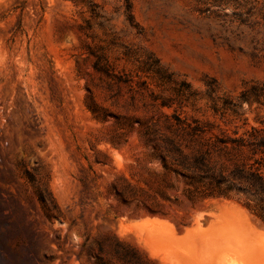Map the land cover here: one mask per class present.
I'll list each match as a JSON object with an SVG mask.
<instances>
[{
	"label": "rangeland",
	"instance_id": "1",
	"mask_svg": "<svg viewBox=\"0 0 264 264\" xmlns=\"http://www.w3.org/2000/svg\"><path fill=\"white\" fill-rule=\"evenodd\" d=\"M254 84L264 0H0V264H264L242 201L163 162L177 120L208 130L187 153L263 136L264 95L237 105Z\"/></svg>",
	"mask_w": 264,
	"mask_h": 264
},
{
	"label": "trees",
	"instance_id": "2",
	"mask_svg": "<svg viewBox=\"0 0 264 264\" xmlns=\"http://www.w3.org/2000/svg\"><path fill=\"white\" fill-rule=\"evenodd\" d=\"M126 7L129 9L128 3ZM94 69L106 76L110 75L99 58H97V63L94 64ZM157 73H160V71L157 70ZM161 79L169 81L170 78L169 75H164V77L161 76ZM117 81L122 82L123 80L117 78ZM263 95V87L254 84L249 90L240 94L237 105L242 102L249 104L253 101L259 102ZM153 99L156 100V98ZM159 106L170 107V104H166L164 100H161ZM213 110L217 111L215 107H213ZM192 123L193 125L177 120L175 125H168L172 135L179 138L176 139L173 136L162 138L165 153L163 162L168 159L171 164L186 172L189 178V186L195 189L205 188L207 191L205 197L207 198L236 197L238 201H242V205L247 211L264 226V173L259 166H255L259 165L257 159H254L252 164H234L228 171L216 170L210 163V150L219 152L221 150H242L246 148L253 155L257 153L264 154V135L256 136L258 130L254 127L250 129L249 138L213 135L215 139L210 144L211 148H207L204 152L196 149L187 153L185 149H190V144L183 142L185 140H188L189 143L199 142L208 132L207 129L199 126L196 120H193Z\"/></svg>",
	"mask_w": 264,
	"mask_h": 264
}]
</instances>
